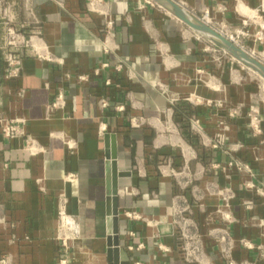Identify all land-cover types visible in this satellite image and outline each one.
I'll list each match as a JSON object with an SVG mask.
<instances>
[{"label":"crops","instance_id":"0c3cea01","mask_svg":"<svg viewBox=\"0 0 264 264\" xmlns=\"http://www.w3.org/2000/svg\"><path fill=\"white\" fill-rule=\"evenodd\" d=\"M88 1L0 0V121L24 122L14 139L3 137L0 122V259L110 264L109 134L117 171L126 175L117 186L120 263L264 264V194L256 192L264 193L261 79L230 57L216 58L212 45L145 0H102V13L89 12ZM173 1L190 13L208 10L230 34L246 33L239 46L264 62V0ZM6 27L35 46L13 50L19 71L11 79ZM59 94L63 102L52 109ZM180 103L193 111L203 162L175 123ZM251 112L260 134L249 129Z\"/></svg>","mask_w":264,"mask_h":264},{"label":"water","instance_id":"95a60500","mask_svg":"<svg viewBox=\"0 0 264 264\" xmlns=\"http://www.w3.org/2000/svg\"><path fill=\"white\" fill-rule=\"evenodd\" d=\"M158 7L173 16L180 23L190 29L199 38L203 39L210 45L218 48L228 57L234 59L238 63L244 65L247 69L256 74L264 82V64L256 60L247 51L238 47L223 35L218 33L210 26L204 24L195 18L188 10L183 8L173 0H150ZM105 159L107 161V172L109 175V182L107 187L106 198V215L111 221V231L106 239L108 248L107 256L110 264H123L119 262L118 249V200H117V186L118 178L126 176L124 173L117 171V146L115 135H105ZM128 176V175H127Z\"/></svg>","mask_w":264,"mask_h":264},{"label":"built area","instance_id":"2783aa9c","mask_svg":"<svg viewBox=\"0 0 264 264\" xmlns=\"http://www.w3.org/2000/svg\"><path fill=\"white\" fill-rule=\"evenodd\" d=\"M145 3L147 5L152 6V7H157V5L154 4L150 0H145ZM101 4H102V0H89L88 1V11L91 13H102L100 10ZM191 14L195 18H197L199 21L210 26L211 28L216 30L218 33L223 35L225 38L230 40L232 43H234L238 47L242 48L241 46H239L238 40L240 37H245L246 33L242 32V31H238L235 34H230L222 26H220L218 28L215 27L208 10H203V11H200L199 13H191ZM105 25H106V27L111 28L113 26V21L108 20V21H106ZM262 30H263V27H261V31ZM262 38H263V34L259 33L258 40H261ZM30 40H32L31 37H22L19 34H17L12 27H6L5 36H4V44H3V47H4L3 63H4V67H5L4 74H5L6 79L15 78L18 76L19 61H18L15 53L13 52V50L20 48L22 46L35 48V46L32 45V43H30L31 42ZM103 50L105 52L108 51V48H107V46H105V44L103 46ZM213 51H215V49H213ZM218 51L220 52V50H218ZM220 53H222L223 57L227 56L223 52H220ZM249 54L253 57L256 56V54L254 52H250ZM119 68L120 67H117L116 69L118 70ZM94 74L97 75L98 70H95ZM77 79H78V81L83 82V81L87 80V77L84 75H80V76H78ZM107 84H109V83L107 82ZM63 99H64L63 95L59 94L56 97L54 103L51 105V108L52 109L56 108L58 104L63 102ZM99 104L102 108H105L107 106L106 101L103 99L100 100ZM248 120H249V123H248L249 129L254 134H260L261 128H260V119L258 118V116L255 113L251 112L248 114ZM0 122H1V132H2L3 137L8 138V139H14L17 136L24 134V131L22 129L23 124H24L23 121H21V120L10 121V120H6V119H2ZM28 148L29 149L33 148L31 143H28ZM234 165L237 167L238 170L242 171L243 173L251 175V169L249 168V166L242 164L240 162H236V163H234ZM172 173H173V171H172ZM248 186L252 189L255 188V186L253 184H249ZM256 192L258 195L264 194L261 189H256ZM220 216L224 221H228V222L231 221V218L226 211L225 212L220 211ZM187 226H188L187 221L183 220L180 228L183 231H185ZM69 241H70V235L68 233H66V235L63 234V236L61 237V245L64 249H67ZM218 242H219V244L225 242V237L224 236L219 237ZM192 255H193L192 251H188L186 249V247L183 248V257H184L185 261L189 262L191 260ZM0 264H6L5 260L0 259ZM58 264H65V261H59Z\"/></svg>","mask_w":264,"mask_h":264},{"label":"trees","instance_id":"16d2710c","mask_svg":"<svg viewBox=\"0 0 264 264\" xmlns=\"http://www.w3.org/2000/svg\"><path fill=\"white\" fill-rule=\"evenodd\" d=\"M193 111L190 105L186 103H180L175 105L173 110V116L175 123L178 125L180 134L184 141L196 152L200 153L201 161L203 162L206 150L200 144V139L196 133L191 129L189 120L192 117Z\"/></svg>","mask_w":264,"mask_h":264},{"label":"rangeland","instance_id":"374dc122","mask_svg":"<svg viewBox=\"0 0 264 264\" xmlns=\"http://www.w3.org/2000/svg\"><path fill=\"white\" fill-rule=\"evenodd\" d=\"M158 7V6H157ZM208 44V43H207ZM208 45H210V44H208ZM214 47V46H213ZM213 49H215V51H214V54H215V57L216 58H221V57H223L222 56V53H220L218 50V48H216V47H214ZM218 49V50H217ZM227 56H225V58H226ZM256 60H258V61H260L262 64H264V62H262L261 61V59H259L258 58V56L256 55L255 57H254ZM248 73L252 76V77H255V78H257L258 80H259V77L256 75V74H254L252 71H248ZM260 81V83H262V85H263V88H264V82H261V80H259Z\"/></svg>","mask_w":264,"mask_h":264},{"label":"bare ground","instance_id":"6f19581e","mask_svg":"<svg viewBox=\"0 0 264 264\" xmlns=\"http://www.w3.org/2000/svg\"><path fill=\"white\" fill-rule=\"evenodd\" d=\"M31 42L30 43H32V40H30ZM264 57V56H263Z\"/></svg>","mask_w":264,"mask_h":264}]
</instances>
